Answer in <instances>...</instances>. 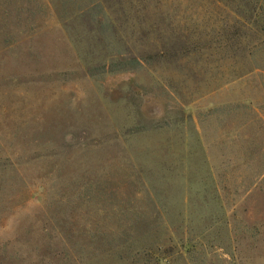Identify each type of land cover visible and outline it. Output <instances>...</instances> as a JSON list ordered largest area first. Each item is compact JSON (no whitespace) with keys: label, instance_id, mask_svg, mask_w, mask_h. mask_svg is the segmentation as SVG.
Returning a JSON list of instances; mask_svg holds the SVG:
<instances>
[{"label":"rangeland","instance_id":"rangeland-1","mask_svg":"<svg viewBox=\"0 0 264 264\" xmlns=\"http://www.w3.org/2000/svg\"><path fill=\"white\" fill-rule=\"evenodd\" d=\"M0 264H264V0H0Z\"/></svg>","mask_w":264,"mask_h":264}]
</instances>
